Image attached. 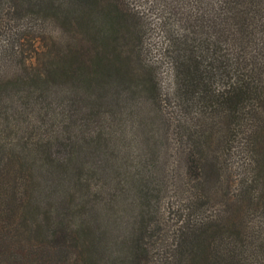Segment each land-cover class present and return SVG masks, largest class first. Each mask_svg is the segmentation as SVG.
I'll list each match as a JSON object with an SVG mask.
<instances>
[{
	"label": "trees",
	"instance_id": "trees-1",
	"mask_svg": "<svg viewBox=\"0 0 264 264\" xmlns=\"http://www.w3.org/2000/svg\"><path fill=\"white\" fill-rule=\"evenodd\" d=\"M7 1L0 264H264V0H155L195 178L167 199L149 141L120 117L160 96L135 69L136 27L112 0ZM64 4L78 14H52Z\"/></svg>",
	"mask_w": 264,
	"mask_h": 264
},
{
	"label": "rangeland",
	"instance_id": "rangeland-1",
	"mask_svg": "<svg viewBox=\"0 0 264 264\" xmlns=\"http://www.w3.org/2000/svg\"><path fill=\"white\" fill-rule=\"evenodd\" d=\"M115 10L120 14L125 23H132L139 32V37L135 41L133 57L135 69L138 72L148 71L153 77L160 91V96L153 99H145L144 96L132 98L126 102H122L120 106L123 113L122 121L127 130H131L136 137L149 141L150 151L154 154V163L156 165L157 182L164 186L165 199L167 195L174 194L175 189H182L183 186L194 183V171L191 170L187 160V151L190 146L182 136V128L177 121V108L174 100L168 95L171 87V63L168 55L164 52V32L160 26L161 13L160 8L155 3V0H112ZM10 3L7 0H0V23H12L8 21L12 10L9 7ZM78 8L67 5H59L52 14L56 12L58 17L63 14L72 16L78 14ZM33 23H40L35 21ZM43 23H57L49 16ZM70 23H75L74 21ZM53 27L48 24V29ZM31 33L37 35L40 43L45 42L46 36L51 33L43 29L34 28ZM44 35V36H43ZM33 36V35H31ZM33 39V38H32ZM31 39V42H32ZM36 40V42H38ZM35 42V40H33ZM35 42V43H36ZM33 43V42H32ZM25 50L27 55H31L33 60L37 55V50L33 49L27 43ZM125 89H127L125 87ZM178 123V124H177ZM148 144V143H146ZM237 158H229L227 164L230 169L238 170ZM235 173L230 178V185L233 186L236 182ZM232 190V188H229ZM164 199V201H165ZM163 201V202H164ZM220 199L212 202V206H220ZM162 202V203H163ZM166 202V201H165ZM165 203L161 204L164 208ZM163 215V214H162ZM167 214L165 217L167 218ZM169 217V216H168ZM169 222H171L172 218ZM155 235V234H154ZM155 236L151 238V244L154 243ZM158 249L156 246H151L148 253L149 258L154 259L157 256ZM149 264V263H148Z\"/></svg>",
	"mask_w": 264,
	"mask_h": 264
}]
</instances>
